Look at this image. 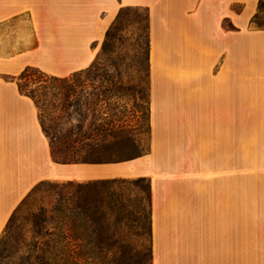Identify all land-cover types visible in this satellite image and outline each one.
I'll return each instance as SVG.
<instances>
[{
    "label": "crops",
    "instance_id": "0c3cea01",
    "mask_svg": "<svg viewBox=\"0 0 264 264\" xmlns=\"http://www.w3.org/2000/svg\"><path fill=\"white\" fill-rule=\"evenodd\" d=\"M259 0H0V236L44 180L147 176L152 264H264V27ZM146 10L149 149L60 162L26 65L92 64L123 8ZM230 22L232 26L227 24Z\"/></svg>",
    "mask_w": 264,
    "mask_h": 264
},
{
    "label": "rangeland",
    "instance_id": "374dc122",
    "mask_svg": "<svg viewBox=\"0 0 264 264\" xmlns=\"http://www.w3.org/2000/svg\"><path fill=\"white\" fill-rule=\"evenodd\" d=\"M254 23L264 27V7ZM112 28L95 65L73 79L77 89L69 96L70 114L62 110L61 100L52 93L46 109L39 111L43 126L50 132L65 133L72 127L75 136L86 132L96 137L101 123L114 119V135L102 131L99 139H91L89 159L93 161L128 159L149 149L146 10L123 8ZM118 178L121 180L113 190L122 219L110 239L115 244L102 252L96 248L101 258L92 257L87 264H151L148 177ZM63 181L67 180H44L22 200L0 236V264H28L26 253L38 228L36 220L54 212L59 193L66 189Z\"/></svg>",
    "mask_w": 264,
    "mask_h": 264
},
{
    "label": "trees",
    "instance_id": "16d2710c",
    "mask_svg": "<svg viewBox=\"0 0 264 264\" xmlns=\"http://www.w3.org/2000/svg\"><path fill=\"white\" fill-rule=\"evenodd\" d=\"M263 7L264 0H259L258 11L253 20L263 10ZM227 24L232 26L230 22ZM112 29H108L102 48L91 65L68 75L59 76L49 73L39 66L28 64L13 79L16 80L22 92L35 99L39 111L46 109L48 95L52 93L61 100L62 110L70 114L69 96L77 89L73 79L78 73L86 72L95 65L96 59L105 49L108 38L113 34ZM97 105H100L99 102ZM40 120L42 122L41 116ZM115 126L114 119L107 123H101L96 137H92L86 132L75 136L72 127L68 128L65 133H62L61 130L50 132L45 126L43 127L50 137L52 153L57 161L81 162L93 161L89 159L92 153L89 151L91 139H99L102 131H105V135H114ZM119 180L121 179L115 177L88 181L70 179L61 182V185L66 189L59 193L54 212L50 216L41 215L36 220L38 228L35 230L33 242L26 253L27 263L87 264L92 257L101 258V254H98L96 248L102 252L104 248L113 247L115 241L110 242V239L115 234L117 223L122 219L119 215L118 195L113 190L115 183ZM15 210L9 222L15 216ZM149 221L151 232V219ZM109 231L113 234L110 235ZM150 261L152 264L151 248Z\"/></svg>",
    "mask_w": 264,
    "mask_h": 264
}]
</instances>
